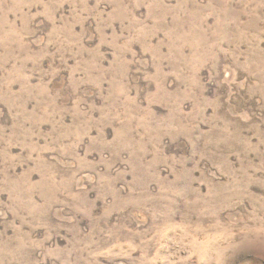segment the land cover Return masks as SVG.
<instances>
[{"label":"rangeland","instance_id":"obj_1","mask_svg":"<svg viewBox=\"0 0 264 264\" xmlns=\"http://www.w3.org/2000/svg\"><path fill=\"white\" fill-rule=\"evenodd\" d=\"M0 264H264V0H0Z\"/></svg>","mask_w":264,"mask_h":264}]
</instances>
